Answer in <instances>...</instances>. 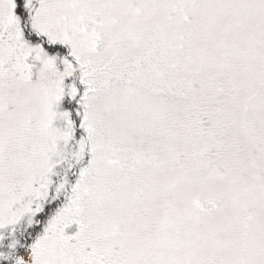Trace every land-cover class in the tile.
Wrapping results in <instances>:
<instances>
[{
	"label": "snow or ice",
	"instance_id": "6c2138e0",
	"mask_svg": "<svg viewBox=\"0 0 264 264\" xmlns=\"http://www.w3.org/2000/svg\"><path fill=\"white\" fill-rule=\"evenodd\" d=\"M0 264H264V0H0Z\"/></svg>",
	"mask_w": 264,
	"mask_h": 264
}]
</instances>
